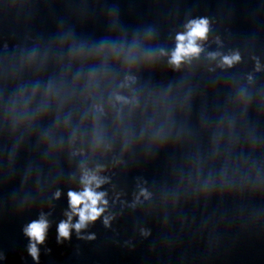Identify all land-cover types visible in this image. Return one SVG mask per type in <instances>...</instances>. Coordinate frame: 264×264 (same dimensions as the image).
Masks as SVG:
<instances>
[{"label": "water", "instance_id": "1", "mask_svg": "<svg viewBox=\"0 0 264 264\" xmlns=\"http://www.w3.org/2000/svg\"><path fill=\"white\" fill-rule=\"evenodd\" d=\"M0 264H264V0H0Z\"/></svg>", "mask_w": 264, "mask_h": 264}, {"label": "clouds", "instance_id": "2", "mask_svg": "<svg viewBox=\"0 0 264 264\" xmlns=\"http://www.w3.org/2000/svg\"><path fill=\"white\" fill-rule=\"evenodd\" d=\"M208 21L207 20H201L199 22H193V26L191 28V31L187 34V44L183 43L185 41L186 37L184 35H180L178 39L182 42L178 45L177 50L174 52L172 57V62L175 63L177 66L180 64V62L189 55L192 54H198L201 49L195 45V39L197 37H205L206 33L208 32L207 27ZM215 55V54H213ZM241 59L239 54H235L233 56H225L223 58V63L227 64L229 66L233 65L234 62H237ZM117 99H123L122 97H117ZM93 181L97 183H101L102 181L98 180L95 175L92 176H85V182L87 184H91ZM58 195V194H57ZM71 197V204L75 211L79 212L80 216V222L75 225L77 229H80L85 226L86 221H94L101 212L104 211L102 208L97 207L98 201L101 200V197L103 196V193L97 194L95 193L90 187H87L83 192L80 194H77L75 192L69 193ZM83 203V208H78L77 206L81 205ZM106 204L107 201H104ZM107 223V218L105 220ZM45 225L43 223H33L29 228V233L33 237L37 238L40 241H43L44 235H43V229ZM59 231L62 236H68L69 235V224L67 223H61L59 226ZM33 255L36 254V247L35 245L32 246L31 249Z\"/></svg>", "mask_w": 264, "mask_h": 264}]
</instances>
